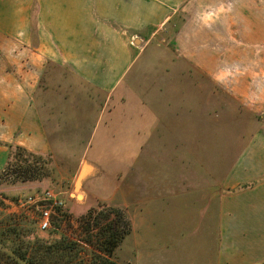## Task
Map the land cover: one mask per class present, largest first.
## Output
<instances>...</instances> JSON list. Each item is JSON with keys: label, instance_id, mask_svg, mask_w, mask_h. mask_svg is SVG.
<instances>
[{"label": "crops", "instance_id": "obj_1", "mask_svg": "<svg viewBox=\"0 0 264 264\" xmlns=\"http://www.w3.org/2000/svg\"><path fill=\"white\" fill-rule=\"evenodd\" d=\"M222 1L0 0V167L17 146L83 168L84 200L127 215L134 253L119 259L121 243L116 264L264 262V122L229 113L211 59L179 38Z\"/></svg>", "mask_w": 264, "mask_h": 264}, {"label": "rangeland", "instance_id": "obj_2", "mask_svg": "<svg viewBox=\"0 0 264 264\" xmlns=\"http://www.w3.org/2000/svg\"><path fill=\"white\" fill-rule=\"evenodd\" d=\"M204 12L207 17L201 22L197 21L198 24L193 29L191 27L190 30L187 28L181 32L180 40H187L188 47L193 48V51L189 50L192 56L197 57L201 49L206 60L211 59L213 64L211 79H214L217 87H222V91L227 93L229 113L234 109L254 111L258 115V120L264 122V0H223L215 7H207ZM247 12L253 15L260 27L256 36L258 42L254 44L240 41L236 34L241 23V13ZM216 13L222 15V18L214 22L210 17ZM193 32L196 33L191 36ZM209 32L211 34L207 35ZM162 43L167 44L164 40ZM190 72L194 73V70L191 69ZM63 159L52 156L37 158L22 154L16 162L12 160L13 165L19 161L35 164L38 175L43 176L40 181L29 177L26 182H22L17 176L8 173L11 171L6 170V163L0 167V256L2 255L0 264H27L6 261L3 255L17 259L31 244L33 235L42 234L38 231L40 206L28 204L29 196L42 195L50 191L62 201V207L51 209L50 224L54 225V228L50 226L47 232L56 233L55 237L63 235L73 240L86 237L78 227L77 220L89 209L95 210L94 218L106 215L109 208L120 209L125 214L123 209L105 202L84 200L82 187L78 186L75 176V164L61 162ZM129 180L133 182L134 191L137 190L142 196L143 149L137 165L133 166ZM86 181L85 177L83 183ZM86 187L98 198L108 199V191L104 193V189L98 184L92 187L89 182ZM131 202L133 203H128L132 205L139 203L136 200ZM110 219L115 220L112 215ZM115 223L119 229L124 226L122 220L116 219ZM128 239L126 238L117 250L119 259L133 256L134 251ZM84 249L85 253L82 256L88 259L90 249L86 247Z\"/></svg>", "mask_w": 264, "mask_h": 264}, {"label": "trees", "instance_id": "obj_3", "mask_svg": "<svg viewBox=\"0 0 264 264\" xmlns=\"http://www.w3.org/2000/svg\"><path fill=\"white\" fill-rule=\"evenodd\" d=\"M8 148L9 156L5 167L6 170L11 171L8 173L17 176L22 182H26L29 177H34V180L37 181L42 180L43 176L38 175L35 164L30 165L26 161H19L18 164L13 165L12 160L16 162L22 154L37 158L44 156L30 153L17 146H9ZM94 213L95 210L89 209L77 220L78 227L86 236L83 239L73 240L63 235L55 237L56 233L54 232L38 229L42 234L33 235L31 244L24 249L20 257L16 259L3 255V258L6 261L26 262L27 264H116L112 257L130 232L129 221L120 209L109 208L107 214H103L101 218H94ZM111 215L114 216L115 220L110 219ZM116 219L122 220L124 224L122 229L116 225ZM50 226L52 225L50 224ZM84 247L90 249L88 259L82 256L85 253ZM1 256L0 259H2ZM260 264H264V262Z\"/></svg>", "mask_w": 264, "mask_h": 264}, {"label": "built area", "instance_id": "obj_4", "mask_svg": "<svg viewBox=\"0 0 264 264\" xmlns=\"http://www.w3.org/2000/svg\"><path fill=\"white\" fill-rule=\"evenodd\" d=\"M27 203L40 206L38 222V229L40 231H47L50 229L51 209L63 206L62 201L50 191H46L42 195L29 196L27 198Z\"/></svg>", "mask_w": 264, "mask_h": 264}, {"label": "water", "instance_id": "obj_5", "mask_svg": "<svg viewBox=\"0 0 264 264\" xmlns=\"http://www.w3.org/2000/svg\"><path fill=\"white\" fill-rule=\"evenodd\" d=\"M84 176H85V173L83 171V168L80 170L79 172V175L77 177V183H78V186L81 187V185L83 184V181H84Z\"/></svg>", "mask_w": 264, "mask_h": 264}]
</instances>
